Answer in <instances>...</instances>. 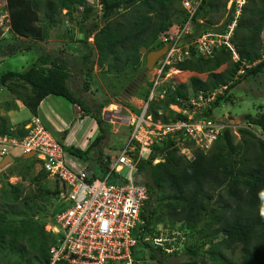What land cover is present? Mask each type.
<instances>
[{"label":"trees","instance_id":"1","mask_svg":"<svg viewBox=\"0 0 264 264\" xmlns=\"http://www.w3.org/2000/svg\"><path fill=\"white\" fill-rule=\"evenodd\" d=\"M97 1L101 6L100 19L103 25L100 27L98 22L92 23L83 35L82 46L88 49L87 40L92 38L97 52L96 65L99 68L104 67L107 73L126 67H137L141 56L145 63V56L149 51L159 50L164 46L159 41L160 36L169 33L174 24V33H179L190 17L182 7V0ZM228 1H198L190 21V41L207 32L226 31L227 26L234 20L236 5H232L220 28L215 27L217 23L214 15L222 11L223 16ZM79 6L83 7L84 20L87 13L96 12L86 0H6V6L0 10V15L8 13L11 29L7 35L4 29H0V57H10L18 51L35 52L36 56L24 71L12 70L2 73L0 86L7 88L15 100L22 102L30 117L37 115L39 105L48 96L64 98L71 105L82 109L84 114L75 138L79 137L81 145L85 143L87 146L82 149L68 144L63 146V151L83 160H86L89 152H96L97 166L103 168L106 173L109 157L106 161L102 160L103 145L110 135L111 125L103 121L101 110L108 101L101 103L92 114L89 107L73 95L67 86L69 68L66 61L59 55L45 53L39 46V42L48 38V29L55 24L54 21H59L62 10L67 11L64 16L69 18ZM177 19L180 20L175 23ZM263 29L264 0H248L241 7L230 40L238 60L233 61L231 51L224 48L214 50L211 56H197L190 50L189 59L177 62L170 68L198 75L207 74L206 80L195 76L191 77L187 84L177 87L168 85L165 98L152 103L149 113L154 119L161 118L163 121H167L169 117L179 119L181 116H173L171 112L165 115L168 105L175 103L177 97L226 86L223 95L217 96L212 108L206 113L224 120L225 104L233 105L237 100L235 89L264 73V60L260 61L264 50L260 38ZM143 50L145 53L141 54ZM88 58L89 50L81 60L88 62ZM223 65L226 69L215 73ZM168 69L167 66L165 72ZM12 83L25 87L27 93L16 92ZM84 87H87V82ZM143 95L146 99L148 92ZM13 105V102L6 103L7 109ZM159 109L163 110L162 115H158ZM85 116L90 117L97 126L95 130L98 134L94 138L90 137L92 128L90 129V123H86ZM244 121L248 126L259 128L261 136L242 128L238 130L242 142L237 143L233 133L224 129L206 153L195 148L192 160L178 155V148L173 147L174 141L167 137L161 147L153 148L148 159L137 161V172L133 175V181L134 184L146 188L148 200L140 212L142 224L132 232L133 238L137 240L132 249V264L148 259L156 260L158 254H163L160 248H155V254V250L148 243L151 242L148 238L160 234L158 230L151 228L153 217L156 215L159 219L166 218L170 229L185 232L184 249L181 251L184 258L178 264H206L203 260L199 261L206 244H210L207 252L211 255L212 264H264V111L255 118L246 115ZM25 122L17 127L16 134L12 133V136L25 134ZM88 128L89 132L82 137L81 133L84 134ZM7 132V122L1 118L0 135ZM8 134L11 135L10 132ZM66 135L67 132L63 131V136ZM158 156L162 157V161L153 165V160ZM3 159L1 158L0 162ZM34 165L33 159L27 170H31ZM121 174L125 175L123 172ZM120 175L113 174L109 183H120ZM46 179V174L41 170L35 176L38 183ZM24 192L22 185H10L8 193L2 191L3 200L12 207L0 212V257L2 260L12 257V264H51L50 249L59 244L62 236L46 231L45 224L34 219L35 213L26 215L25 212L33 209L39 211L36 204L31 202L33 198L42 201L47 198L55 199L54 202H57L58 188L56 186L54 190H50L39 186L36 195L31 191L24 195ZM19 202L21 206H18ZM57 211L58 205L53 209L51 216ZM8 212L12 213V220L9 222ZM16 216L24 218L18 223ZM196 235L198 240L201 239V243L195 239L193 241L192 236ZM218 236L220 238L215 241ZM136 248L138 250L135 252ZM236 250L240 253L239 260L230 261L225 252L234 253ZM54 264L69 262L59 260Z\"/></svg>","mask_w":264,"mask_h":264},{"label":"built area","instance_id":"2","mask_svg":"<svg viewBox=\"0 0 264 264\" xmlns=\"http://www.w3.org/2000/svg\"><path fill=\"white\" fill-rule=\"evenodd\" d=\"M198 1L182 0L183 9L190 14L189 20L179 33L169 32L160 36L159 41L167 47V51L153 67L155 74L150 95L138 107V116H129L125 120L129 138L119 155L108 159L103 179L93 178L84 168L74 171L68 167L62 145L36 117L23 126V136H12L17 129L12 126L7 133L0 135V159L10 157L13 151H19L23 156L30 155L58 188V211L49 218L52 223L48 232L61 235L62 239L50 249L51 264L59 260L69 264H131L132 249L137 243L132 232L142 224L140 212L148 200L146 188L133 181L137 161L148 159L153 148L161 147L167 137L174 141L173 147L189 149L186 145L193 147L202 139L206 144L214 142L223 129L218 117L206 113L217 96L223 95L226 86L177 97L175 103L168 105L165 115L171 112L173 116H181L179 119L169 117L163 121L161 118L154 119L149 113L150 105L158 99L163 100L167 94V85L158 89V82L168 74L172 65L189 59L190 50L197 56H211L214 50L224 48L231 51L233 61L238 60L230 40L245 0L228 1L227 9L233 4L236 9L234 20L224 33L207 32L190 41V21ZM262 42L264 44V39ZM167 66L169 69L165 72ZM157 112L162 115L163 110ZM159 161H162L161 156L156 157L153 164ZM124 170L126 173L122 176ZM113 174H121L122 181L109 183ZM159 232V236L148 238L154 246L168 254L184 248L185 236L182 232L169 229Z\"/></svg>","mask_w":264,"mask_h":264},{"label":"rangeland","instance_id":"3","mask_svg":"<svg viewBox=\"0 0 264 264\" xmlns=\"http://www.w3.org/2000/svg\"><path fill=\"white\" fill-rule=\"evenodd\" d=\"M87 4L92 8L96 9V12L87 13V17L84 20L83 10H76L72 17L66 18L63 12L59 16V21H54L55 24L48 29L49 35L48 38L44 41L39 42V46L44 50L45 53H52L54 55H59L63 60L66 61L69 68V78L67 79V86L72 90L73 95L78 97L86 106L89 107L91 113L94 114L95 110L98 109L101 103L108 101V104L102 108L101 117L105 123L111 125V132L108 136V139L104 143L103 147V161L108 157H117L121 152L124 144L129 138V131L124 125L125 120L129 116H138L135 110H138V107L141 106V102H144L143 94L148 92L150 95L151 87L154 82L155 70H148L145 67L144 59L141 56V61L137 67H126L117 72L107 73L105 68H99L96 65L97 62V52L94 48L93 41L91 39L87 40L88 49H85L82 46L83 35L89 27L92 26V23L98 22L100 27L103 25L100 19V10L98 8L99 3L97 0H86ZM248 0H245V3ZM5 2L0 0V10L3 7ZM228 6V4H227ZM225 10V14L222 16V11H218L214 17L216 21V28H220L221 25L225 22L228 16V10ZM178 9V6L177 8ZM180 19H177V23ZM176 30V24L171 28L170 32ZM6 33V32H5ZM9 34V33H8ZM7 35V34H6ZM261 40L264 39V29L260 35ZM14 41H12V44ZM89 50L88 62H83L81 59L83 55ZM36 56L35 52L27 51H18L11 55L10 57H0V75L6 71H24L30 64L33 58ZM226 69V66L223 65L219 67L215 73H220ZM178 70L171 68L168 71V74L164 78L160 79L158 82L157 88L159 89L161 85L177 87L181 84H187L191 77H199L201 80H206L207 74L198 75L193 72H182L175 74ZM89 73V74H87ZM87 82V87H84V84ZM151 85V86H150ZM12 88L21 94L27 93L26 88L21 87L12 83ZM258 88L260 90H258ZM251 96H249V95ZM147 95V97H148ZM156 95V94H155ZM235 95L237 100L233 105L225 104L224 106V116L228 113L229 117H233L232 121L228 123L227 119L223 120L222 125L226 126L227 129L233 133L235 136V141L237 143L242 142V137L238 134V130L246 128L249 132H252L256 136H261V131L255 126H248L244 121V116L250 115L251 117H258L260 113L264 111V73L260 75L255 80H249V82H244L240 84L235 89ZM253 96V97H252ZM52 101H55L52 98ZM154 101V100H153ZM159 99L157 100V102ZM13 102L14 105L7 109L6 103ZM156 102V103H157ZM75 120L74 123H80L82 120V115L84 114L82 109L76 105L75 108ZM60 114L65 115L63 109L59 110ZM4 119L7 122V126L18 127L22 122L30 121V114L28 110L23 106L21 101L15 100L9 90L5 87L0 86V119ZM90 117L85 116L86 123H90L95 129L97 126L95 122ZM76 123V124H77ZM78 127H76L77 129ZM91 130V137L94 138L98 132L95 130L93 135V130ZM47 129L51 132L52 136L63 146H67L69 143L73 144L70 140L72 134V126L70 128L71 133L69 134V140H64L60 136V133H55L48 126ZM79 129V128H78ZM113 129V130H112ZM76 130L75 133H77ZM93 135V136H92ZM68 138V136H67ZM79 138V137H78ZM72 140V139H71ZM91 140V139H90ZM76 142V141H75ZM212 142L208 144L205 143V140H201L198 144L188 145L189 149L178 148V155L184 157L186 160H192L194 157V150L198 146L202 152H207L211 149ZM77 146L79 143L76 144ZM84 148V147H83ZM86 148V146H85ZM84 148V149H85ZM95 152V151H94ZM65 161L68 167L74 171H78L80 168H85L89 175L96 179H103L104 169H100L97 166L95 160H97V153L92 154L88 153L86 160L77 159L73 157L69 152H64ZM12 162L6 163L2 168H0V212H5L7 208L12 207L9 204H6L5 200L2 198V191L8 193L10 191V185H22L25 192L24 195H28L31 191L34 195L37 194L38 188L45 187L50 190L56 188V184L52 179L47 178L41 182L35 180V176L39 172V167L34 165L31 170H27L28 164L33 160L32 158H24L21 152L13 151L11 153ZM126 173V170L123 171V174ZM23 177V179L21 177ZM10 177V178H9ZM55 199H45L44 201L39 198H33V201L38 207L39 211L33 209L32 211H26L27 214H34V219L39 221L41 224H45L44 229L49 230V224L52 221L49 219L51 213L55 206L57 207L58 202H54ZM18 206H21V203H17ZM31 204V203H30ZM55 205V206H54ZM16 207V209L18 208ZM21 209V207H19ZM9 216L7 221L12 220L11 212H8ZM158 215L153 217L151 228L154 230H160L164 227L168 229L170 227L166 218H157ZM23 219L24 216H16L15 219ZM207 220V218L205 219ZM17 223V224H18ZM178 226H176L177 228ZM203 227V226H201ZM200 227V228H201ZM194 239L201 243V239H197L196 236H192ZM220 236L216 237L214 240L217 241ZM213 239V238H212ZM149 245L155 250L156 246L152 242H148ZM210 244H206L202 249L201 257L199 261L203 260L206 264H212L211 255L207 252ZM135 252L138 248L134 249ZM157 251L155 250V254ZM162 256H157L156 260H146L145 262H139L137 264H178L182 258V253H179L177 258L172 256H167L161 254ZM172 255V254H170ZM225 256L230 261H238L240 258V253L236 250L234 253L229 251L225 252ZM159 260V261H158ZM10 261V263L8 262ZM12 257L5 258L2 260L0 257V264H12ZM215 264V263H214Z\"/></svg>","mask_w":264,"mask_h":264},{"label":"crops","instance_id":"4","mask_svg":"<svg viewBox=\"0 0 264 264\" xmlns=\"http://www.w3.org/2000/svg\"><path fill=\"white\" fill-rule=\"evenodd\" d=\"M52 98L55 99V101H52ZM69 102H67L64 98L61 97H54V96H48L45 98V100L42 101V103L39 105V108L37 110V116L39 117L40 121L43 123V125L47 128V126L54 131L55 133H62V131H66V139L69 140V134L71 133L70 128L72 126V134L70 135L71 138L69 141L74 143L76 145L79 143L77 147H80L82 149L87 146L85 143L81 145L82 143L79 142V138H75L76 130L79 131L78 128H80V123L77 124L74 123V116L76 113V110L74 109ZM60 109H63L65 111V115L62 116L59 112ZM76 127H78L76 129ZM93 129L94 127L90 124V129ZM89 132V128L84 132L81 133V136H86ZM78 134V132H77ZM95 134V128L93 130V135ZM92 135V136H93ZM61 136V134H60ZM68 136V138H67ZM91 137V136H90ZM72 139V140H71ZM76 141V142H75ZM84 147V148H83ZM101 169V167H100ZM103 169V168H102Z\"/></svg>","mask_w":264,"mask_h":264},{"label":"clouds","instance_id":"5","mask_svg":"<svg viewBox=\"0 0 264 264\" xmlns=\"http://www.w3.org/2000/svg\"><path fill=\"white\" fill-rule=\"evenodd\" d=\"M5 3L3 4V7H1V9L2 8H4L5 6H6V0H3ZM245 4V3H244ZM98 8H99V10L101 11V6L99 5L98 6ZM78 9L79 10H83V7L82 6H79L78 7ZM231 9V8H230ZM229 9V10H230ZM228 10V9H227ZM228 10V11H229ZM62 12H63V14L65 15L66 14V10H62ZM234 15H235V13H234ZM233 21V20H232ZM231 24V23H230ZM0 29H4V32H6V34L10 31V29H11V26H10V24H9V20H8V13L7 12H4L2 15H0ZM89 39H91L92 40V38H89ZM262 44H263V42H262ZM163 48V47H162ZM144 51V53H145V50H143ZM144 53H142L141 52V54H144ZM257 64V63H256ZM154 67V66H153ZM173 68V67H172ZM153 69V68H152ZM151 69V70H152ZM173 69H175V68H173ZM183 72V71H182ZM218 87H220V86H218ZM217 88V87H216ZM207 91V90H206ZM192 93V92H191ZM73 107H75L76 105H72ZM80 109V108H79ZM83 116V115H82ZM151 116L153 117V115L151 114ZM230 115H225V119H227V121H228V117H229ZM33 117H36V118H38L39 119V117L36 115V116H32L31 118H33ZM31 118H30V120H31ZM40 120V119H39ZM75 120V119H74ZM220 121H221V123H223V120H221L220 119ZM41 122V121H40ZM28 123V122H27ZM27 123H25L24 125H26ZM42 123V122H41ZM228 123H230L229 121H228ZM23 124V122L21 123V125ZM43 124V123H42ZM224 126V125H223ZM10 126H8V128H9ZM45 127V126H44ZM46 128V127H45ZM47 129V128H46ZM224 129H227L226 128V126H224L223 127V129L222 130H224ZM48 130V129H47ZM113 130V129H112ZM221 130V131H222ZM49 131V130H48ZM65 131V130H64ZM66 132V131H65ZM49 133H50V135L52 136V134H51V132L49 131ZM61 134V137H62V139H64V140H67L66 139V136L64 137L63 136V131H62V133H60ZM220 134V133H219ZM53 137V136H52ZM54 138V137H53ZM55 139V138H54ZM56 140V139H55ZM57 141V140H56ZM214 143V142H213ZM61 144V143H60ZM70 144V143H69ZM74 144V143H73ZM62 145V144H61ZM213 145V144H212ZM186 146H188V145H186ZM62 148H63V145H62ZM189 148V147H188ZM200 149V148H199ZM201 150V149H200ZM29 158H31V156L29 157ZM156 159V158H155ZM154 159V160H155ZM153 160V161H154ZM3 161V160H2ZM160 162V161H159ZM153 163V162H152ZM157 164V163H156ZM35 165H36V161H35ZM153 165H155V164H153ZM37 166V165H36ZM80 169H82V168H80ZM79 170V169H78ZM39 171H40V169H39ZM163 229H168V228H162V229H160V230H163ZM159 230V231H160ZM169 230H173V229H170L169 228ZM185 233V232H184ZM184 233H183V235H184ZM156 248H159V247H156ZM184 249V248H183ZM182 249V250H183ZM160 250L162 251V253L163 254H165V255H167V256H172V257H175V256H178V254L179 253H181V251H179V252H175V253H173L172 255H170V254H168V253H166L165 251H163L161 248H160ZM132 263H133V261H132ZM131 263V264H132Z\"/></svg>","mask_w":264,"mask_h":264},{"label":"water","instance_id":"6","mask_svg":"<svg viewBox=\"0 0 264 264\" xmlns=\"http://www.w3.org/2000/svg\"><path fill=\"white\" fill-rule=\"evenodd\" d=\"M166 51H167V47H163L159 50L149 51L145 56V67L148 70H151L153 66L155 65L156 61L160 59ZM142 53H144V51H142ZM232 118L233 117H228V121L229 122L232 121ZM29 157L30 155L24 156V158H29ZM8 162H12L11 158L5 157L3 161L0 162V168H2Z\"/></svg>","mask_w":264,"mask_h":264},{"label":"bare ground","instance_id":"7","mask_svg":"<svg viewBox=\"0 0 264 264\" xmlns=\"http://www.w3.org/2000/svg\"><path fill=\"white\" fill-rule=\"evenodd\" d=\"M179 73H181V72H179V70H178V72H175V74H179Z\"/></svg>","mask_w":264,"mask_h":264}]
</instances>
